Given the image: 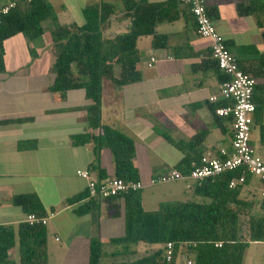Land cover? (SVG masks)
Wrapping results in <instances>:
<instances>
[{
    "label": "crops",
    "instance_id": "1",
    "mask_svg": "<svg viewBox=\"0 0 264 264\" xmlns=\"http://www.w3.org/2000/svg\"><path fill=\"white\" fill-rule=\"evenodd\" d=\"M144 1L164 4L154 13L160 19L154 26L158 39L155 45L153 35L140 36L137 40L138 81L115 88L110 81L103 80L101 121L134 140L133 165L138 180L146 185L153 176L176 168L184 156L166 136L174 141H192L188 152L192 161H196L202 154L216 152L219 147L231 150L232 119L214 112L220 101L222 81L209 55L210 41L197 34L188 6L182 0ZM249 1L252 0H206V4L208 15L230 53L246 69L260 70V80L264 81V65L260 60L264 55L263 28L255 15L239 13L237 9L238 5ZM49 2L59 24L83 25L82 10L90 4L108 2L122 7L121 0ZM127 13L111 15L102 28L103 36L112 38L128 31L132 18ZM51 25V21L46 20L45 32L34 42H29L22 34L3 41L0 225L12 227L15 240L8 250V260L0 264H23L17 230L26 213L12 203L16 194H35L42 213L55 214L44 226L47 252L44 264H88L92 238L102 243L105 254L126 251L123 246L110 242L124 231L120 196L104 201H90L86 197L74 203L68 201L87 190L86 180L78 176L77 171L86 169L93 178L103 181L115 176V166L107 147L101 148L95 162L91 141L80 145L72 143L73 136L85 132L96 135L98 130L86 128V108L90 101L83 90H68L62 96L49 90L55 61L49 34ZM150 57H154L155 62L148 67ZM118 74L119 66H115L114 75ZM214 96L218 99L211 101ZM261 120L264 125V109ZM252 130H256L257 135L253 139L251 133V146L264 160V138L259 135L258 124ZM173 182H181L184 189L189 187L185 181ZM254 187L260 194L264 189V186ZM144 189L141 205L145 211H153L159 202L175 200L181 195L165 187ZM79 206L86 211L78 214ZM139 244L128 249L135 257L156 248Z\"/></svg>",
    "mask_w": 264,
    "mask_h": 264
},
{
    "label": "trees",
    "instance_id": "2",
    "mask_svg": "<svg viewBox=\"0 0 264 264\" xmlns=\"http://www.w3.org/2000/svg\"><path fill=\"white\" fill-rule=\"evenodd\" d=\"M121 5V8L108 2L87 5L82 10L85 23L77 25L59 24L49 0H16V6L0 21V69L3 68L5 39L22 34L29 42H34L45 32L44 22L51 21L49 34L55 61L51 67L53 79L49 90L61 96L68 90H83L85 97L90 101L86 108V128L98 130L96 135L87 132L75 135L72 137V143L80 145L91 141L95 162L99 159L101 148L107 147L114 159L113 177L139 181L137 169L132 161L134 140L101 121L102 82L108 80L115 88H120L140 79V73L136 69L139 60L137 40L140 36L153 35L152 43L156 44L158 38L154 33V26L160 19L156 18L154 13L164 4H150L144 0H121ZM237 9L239 13L256 16L258 25L263 28L264 39V0H252L238 5ZM122 11L129 12L127 14L132 18L128 31L112 38L104 37L102 28L106 20ZM30 52L33 53L32 48ZM260 60L264 65V55ZM211 61L218 70L221 81H225L226 75L218 69L213 59ZM237 63L243 72L256 81L253 91L254 120L255 125L258 124L260 137L264 138V125L261 120L264 109V81L260 80L262 74L257 69H246L238 60ZM115 66H119L117 77L114 75ZM224 104L220 99L215 108ZM165 138L184 152L176 168L171 169L186 174L191 171L192 163L199 164L203 154L196 158V161H192L189 156L188 150L193 144L192 141L180 142L168 136ZM241 171L237 169L201 182H191L188 189L191 190L193 198L161 201L153 211L143 209L142 189L119 195L124 207V231L122 236L113 238L110 242L123 246L126 251L105 254L102 251V243L97 238H92L88 264H165V244L169 242L173 245V260L169 264H174L179 256H183L186 264L187 260L193 264H242L248 245L264 241V196L258 193L257 187L251 186L250 175H246L243 185L229 188L230 180L241 175ZM163 173L153 176L150 180ZM149 182L146 185L143 183L144 188ZM87 194L86 190L68 201H80L87 197ZM11 200L26 214L47 215L42 213L41 203L33 193L16 194ZM85 211L86 209L80 206L76 210L78 214ZM17 234L20 261L23 264L46 263L45 227L31 226L23 222L18 226ZM14 240L13 228L0 225V263L8 260V250L13 246ZM138 243L161 247L135 257L134 252L128 249ZM216 243L221 245L217 247Z\"/></svg>",
    "mask_w": 264,
    "mask_h": 264
},
{
    "label": "built area",
    "instance_id": "3",
    "mask_svg": "<svg viewBox=\"0 0 264 264\" xmlns=\"http://www.w3.org/2000/svg\"><path fill=\"white\" fill-rule=\"evenodd\" d=\"M182 1L188 6L194 17L197 34L200 37L209 39L210 55L218 69L227 77L220 84L219 95L225 104L217 107L215 114L232 119L231 150L228 151L224 147H219L216 152H206L200 157L199 164L192 163V169L189 173L184 174L171 169L155 179H151L148 186L178 180L188 183L201 182L204 179L213 178L219 174L237 169L242 170L241 175L230 180L229 188L243 185L246 175L255 177L264 184V160L255 153L251 146V131L255 123L253 91L256 81L240 69L236 58L228 50L225 40L208 15L206 0ZM15 6L16 0H0V21ZM154 62L155 58L150 57L147 66L151 67ZM217 99V96L210 98L211 101ZM77 175L86 180L87 200L104 201L125 194L130 190L135 191L145 187L139 181L123 180L116 177L99 181L97 178H93L86 169L77 171ZM261 195L264 196V189H262ZM54 215L53 212L46 216L29 213L25 215L24 222L31 226H45ZM220 245L221 243L215 244L217 247ZM164 257L165 264H169L173 260V245L171 242L165 244ZM187 264L193 263L187 260Z\"/></svg>",
    "mask_w": 264,
    "mask_h": 264
},
{
    "label": "rangeland",
    "instance_id": "4",
    "mask_svg": "<svg viewBox=\"0 0 264 264\" xmlns=\"http://www.w3.org/2000/svg\"><path fill=\"white\" fill-rule=\"evenodd\" d=\"M255 125V123H254ZM252 138H255V135H257L256 130H252ZM258 185L259 187L264 186L263 183H261L257 178L252 177L251 180V186ZM165 187L169 190H171L173 193H180L181 195L177 197L181 200L191 199L193 198L192 192L190 189L186 188L184 189L183 184L181 182H168L166 184H161L160 186H152L149 188H145L143 191L151 190L153 188H162ZM114 245V244H113ZM132 245V244H131ZM139 245H143L142 243ZM121 246V245H118ZM156 247L161 245H154ZM109 246L106 245V248ZM243 264H264V243L263 242H252L248 245V247L245 250V258L243 260ZM175 264H186V260L183 259L181 256L177 257V260Z\"/></svg>",
    "mask_w": 264,
    "mask_h": 264
}]
</instances>
